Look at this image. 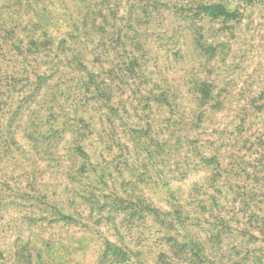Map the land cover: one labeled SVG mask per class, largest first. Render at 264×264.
<instances>
[{
	"label": "trees",
	"instance_id": "trees-1",
	"mask_svg": "<svg viewBox=\"0 0 264 264\" xmlns=\"http://www.w3.org/2000/svg\"><path fill=\"white\" fill-rule=\"evenodd\" d=\"M41 11L36 9L34 30L50 24ZM197 12L213 18L233 15L221 4L202 5ZM94 27L103 33L95 49L98 69L71 48L65 65L74 74L61 72L58 63L50 75L29 72L25 62L31 54H44L48 41L42 36L47 34L35 30L27 34L28 43L19 37L17 49L25 44L27 50L24 64L15 75L0 73V161H16L24 171L16 188V178L3 173L0 200L17 199L27 211L38 201L50 223L91 227L110 221L120 242L106 238L100 259L109 264H150L139 247L141 227L149 223L158 226L161 244L154 264H244L251 259L244 251L262 250L264 244V186L255 184L264 171V132L244 140L242 133L250 128H244L245 120L242 129V120L215 127L211 116L227 106L212 81H194L188 106L186 96L178 102L176 88H149L139 29H132L126 45L123 28ZM18 85L22 88L16 90ZM15 92L18 102L10 103ZM160 109L163 119L157 120ZM256 109L252 102L237 107L236 118ZM179 129H185L183 136ZM243 148L253 149L255 156L244 161ZM181 149L183 155L176 157ZM151 166L167 190V207L154 204L140 187H159ZM192 171H205L204 181L192 186L185 201L176 199L171 180L176 172L184 179ZM1 202L0 207L6 204ZM27 211L24 219L31 220ZM133 230L139 239L130 236L128 242Z\"/></svg>",
	"mask_w": 264,
	"mask_h": 264
},
{
	"label": "rangeland",
	"instance_id": "rangeland-1",
	"mask_svg": "<svg viewBox=\"0 0 264 264\" xmlns=\"http://www.w3.org/2000/svg\"><path fill=\"white\" fill-rule=\"evenodd\" d=\"M208 4L224 5L233 15L219 18L199 15L197 7ZM37 8L50 21L44 30L35 29L38 35L46 31L47 36H42V40L48 41L44 54L49 56L30 53L29 61L25 62L29 72L44 74L47 71L50 75L56 69L54 63H58L61 72L70 73L72 68L65 62L66 56H71V48L86 55L91 69H98L95 49L103 33L95 29V24H114L123 28V34L127 35L124 37L126 45L131 42L132 29H139L147 60L144 68L148 77L146 86L176 88L178 102L186 96L183 103L188 106L191 97H187V91L196 87L194 81H212L217 93L224 92L227 106L211 116L215 127L242 120V129L245 120L244 128H250L243 131L244 140L254 137L253 133L264 132V0H0V73L3 75H15L24 64L26 45L19 50L16 43L18 45L19 37L28 43L27 34L35 31L33 24ZM21 88L18 85L16 90ZM17 94L12 95L10 103L18 102ZM250 102L260 109L248 114L242 111L236 118L235 109ZM154 116L157 120L163 119V111L160 109ZM211 123L207 121L205 124L210 127L208 132L212 129ZM179 130L183 136L185 129ZM17 139L24 147H29L26 140L19 136ZM241 154H246L244 161L249 155L255 156L253 149L249 148H243ZM180 155H183L182 149L177 151L176 157ZM15 162L0 161V184L5 182L1 177L6 173L16 178L14 188L20 185L17 177L24 170L23 166L16 168ZM24 167L27 164L24 163ZM149 171L154 181H161L152 166ZM177 175L176 172V179L171 180L170 187L176 199L185 201L192 186L204 181L206 172L192 171L184 179ZM260 176L261 179L255 180L257 187L264 186V171ZM235 180L236 176L232 177V181ZM92 181H97L95 175ZM158 185L152 190L143 184L140 187L145 189L146 196L154 204L167 207V190L162 181ZM3 199L0 201L6 204L1 202L0 207V264H109L100 259L106 238L120 242L110 221L91 227L74 221L50 223L46 219L48 216L42 214L44 207L38 201L27 211L19 206V200ZM26 211L31 220L24 219ZM158 229L153 223L141 227L143 237L140 241L143 244L139 247L150 264L155 263V255L160 252ZM130 236L139 239L136 230L132 235L128 234V242ZM22 243L27 247L23 251ZM261 249L255 252L245 250L244 254L251 259L244 264H264V244ZM28 251H32V256Z\"/></svg>",
	"mask_w": 264,
	"mask_h": 264
}]
</instances>
